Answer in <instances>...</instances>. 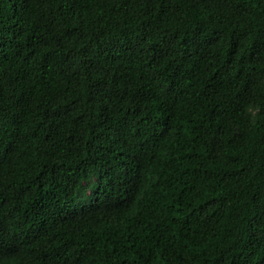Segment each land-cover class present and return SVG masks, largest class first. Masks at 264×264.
I'll return each instance as SVG.
<instances>
[{
  "label": "trees",
  "instance_id": "trees-1",
  "mask_svg": "<svg viewBox=\"0 0 264 264\" xmlns=\"http://www.w3.org/2000/svg\"><path fill=\"white\" fill-rule=\"evenodd\" d=\"M0 264H264V0H0Z\"/></svg>",
  "mask_w": 264,
  "mask_h": 264
},
{
  "label": "clouds",
  "instance_id": "clouds-1",
  "mask_svg": "<svg viewBox=\"0 0 264 264\" xmlns=\"http://www.w3.org/2000/svg\"><path fill=\"white\" fill-rule=\"evenodd\" d=\"M6 21L9 22V24H11L14 21V12L11 15V19L6 20ZM99 183H102L101 178H99L98 175L94 176L92 184H99Z\"/></svg>",
  "mask_w": 264,
  "mask_h": 264
}]
</instances>
